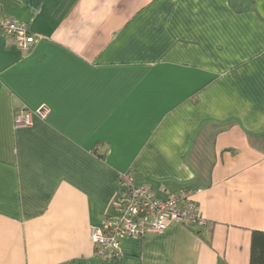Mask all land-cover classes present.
Returning <instances> with one entry per match:
<instances>
[{"label": "crops", "instance_id": "0c3cea01", "mask_svg": "<svg viewBox=\"0 0 264 264\" xmlns=\"http://www.w3.org/2000/svg\"><path fill=\"white\" fill-rule=\"evenodd\" d=\"M0 264H250L264 232V0H0ZM48 110L45 117L38 110ZM25 110L31 125L17 127ZM208 224L96 254L120 176Z\"/></svg>", "mask_w": 264, "mask_h": 264}, {"label": "built area", "instance_id": "2783aa9c", "mask_svg": "<svg viewBox=\"0 0 264 264\" xmlns=\"http://www.w3.org/2000/svg\"><path fill=\"white\" fill-rule=\"evenodd\" d=\"M0 36L7 46L16 44L24 52L31 50L41 39L24 23L4 15L1 10ZM47 112L42 108L37 113L45 117ZM14 120L17 127L31 125V116L25 110H20ZM119 183V194L111 204L114 216L107 218L102 228H92L91 231L96 254L103 259L118 256L126 238L160 234L170 224L186 228H203L208 224L192 190L160 199L148 188L137 186L129 173L122 174Z\"/></svg>", "mask_w": 264, "mask_h": 264}, {"label": "trees", "instance_id": "16d2710c", "mask_svg": "<svg viewBox=\"0 0 264 264\" xmlns=\"http://www.w3.org/2000/svg\"><path fill=\"white\" fill-rule=\"evenodd\" d=\"M250 264H264V232L252 234Z\"/></svg>", "mask_w": 264, "mask_h": 264}]
</instances>
